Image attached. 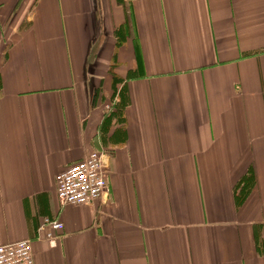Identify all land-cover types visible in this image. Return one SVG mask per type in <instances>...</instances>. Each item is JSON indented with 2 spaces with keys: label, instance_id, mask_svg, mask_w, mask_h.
<instances>
[{
  "label": "crops",
  "instance_id": "crops-1",
  "mask_svg": "<svg viewBox=\"0 0 264 264\" xmlns=\"http://www.w3.org/2000/svg\"><path fill=\"white\" fill-rule=\"evenodd\" d=\"M93 150L106 192L63 204ZM21 239L35 264H264V0H0V245Z\"/></svg>",
  "mask_w": 264,
  "mask_h": 264
},
{
  "label": "built area",
  "instance_id": "built-area-1",
  "mask_svg": "<svg viewBox=\"0 0 264 264\" xmlns=\"http://www.w3.org/2000/svg\"><path fill=\"white\" fill-rule=\"evenodd\" d=\"M107 170L103 154L91 151L85 158L74 163L56 176L57 195L63 204H89L99 199L107 190ZM51 225L62 230L60 220L46 218L41 228ZM47 237L54 240V235ZM0 264H35L33 243L21 239L0 245Z\"/></svg>",
  "mask_w": 264,
  "mask_h": 264
},
{
  "label": "trees",
  "instance_id": "trees-1",
  "mask_svg": "<svg viewBox=\"0 0 264 264\" xmlns=\"http://www.w3.org/2000/svg\"><path fill=\"white\" fill-rule=\"evenodd\" d=\"M121 32H122V28L117 30V34H120ZM120 44H122V41H120V39H119L118 45H120ZM115 79L118 81V78L116 77V75H115ZM122 97H125L124 92H122ZM127 101L128 100H124V98L121 99L119 102L120 104H117V110H115L113 112L114 114H112V115H117L122 120L123 119V113H124L123 111L126 107Z\"/></svg>",
  "mask_w": 264,
  "mask_h": 264
}]
</instances>
